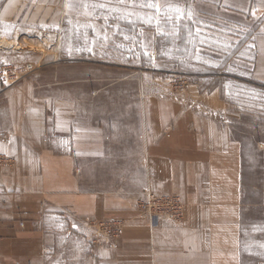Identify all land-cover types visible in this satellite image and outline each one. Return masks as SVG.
Wrapping results in <instances>:
<instances>
[{"label": "crops", "instance_id": "crops-1", "mask_svg": "<svg viewBox=\"0 0 264 264\" xmlns=\"http://www.w3.org/2000/svg\"><path fill=\"white\" fill-rule=\"evenodd\" d=\"M50 5L0 0V40L49 24ZM190 7L235 33L232 55L210 50L226 61L215 79L229 68L264 85V0ZM59 47L32 78L0 84V264H47L50 225L65 217L118 226L84 264H264V171L222 85L164 95L143 80L130 107L126 66L59 62ZM148 191L179 196L184 221L152 224L138 209Z\"/></svg>", "mask_w": 264, "mask_h": 264}, {"label": "rangeland", "instance_id": "rangeland-1", "mask_svg": "<svg viewBox=\"0 0 264 264\" xmlns=\"http://www.w3.org/2000/svg\"><path fill=\"white\" fill-rule=\"evenodd\" d=\"M50 1H58L59 5L57 9L50 5L49 24L26 25L16 35L10 29L9 38L14 41L0 40L3 87L32 78L48 61L57 62L53 54L57 44L65 53L59 62L87 60L111 68L126 66L127 72L123 73L129 81L125 91L130 107L143 80L156 85V91L164 95H183L201 83L205 88L221 84L230 112L241 113L239 118L230 117V122L249 143L247 156L251 164L264 171V85L234 78L229 68L221 79H215L226 61L210 50L232 55L233 29L201 17L190 7L191 0ZM29 67L33 68L30 72ZM49 75L42 72L40 76ZM1 156L0 166H8ZM53 221L47 264H84L92 247L102 242L99 224L68 217Z\"/></svg>", "mask_w": 264, "mask_h": 264}, {"label": "built area", "instance_id": "built-area-1", "mask_svg": "<svg viewBox=\"0 0 264 264\" xmlns=\"http://www.w3.org/2000/svg\"><path fill=\"white\" fill-rule=\"evenodd\" d=\"M28 72L33 68H28ZM2 161L7 159L1 156ZM7 162V161H6ZM144 199L139 202V211L154 224L157 220H164L171 224H181L185 218V205L177 195L160 196L151 191L146 192ZM116 225L111 222L99 224V238L102 242L109 243L110 238L117 234Z\"/></svg>", "mask_w": 264, "mask_h": 264}]
</instances>
